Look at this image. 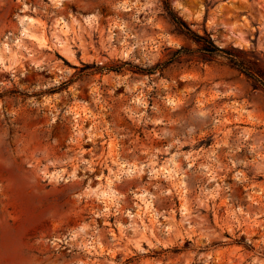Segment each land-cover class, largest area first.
<instances>
[{
    "label": "rangeland",
    "instance_id": "374dc122",
    "mask_svg": "<svg viewBox=\"0 0 264 264\" xmlns=\"http://www.w3.org/2000/svg\"><path fill=\"white\" fill-rule=\"evenodd\" d=\"M168 3L264 59V0ZM181 47L162 0H0V264H264V93L139 71Z\"/></svg>",
    "mask_w": 264,
    "mask_h": 264
},
{
    "label": "trees",
    "instance_id": "16d2710c",
    "mask_svg": "<svg viewBox=\"0 0 264 264\" xmlns=\"http://www.w3.org/2000/svg\"><path fill=\"white\" fill-rule=\"evenodd\" d=\"M165 13L169 20L176 26L179 32L196 48L190 49L188 47H181L180 49L171 53L168 59L156 65L154 68L147 70H139L151 74L156 70L162 72L170 65L179 62L182 56L192 57L196 54L206 62H219L231 69L236 70L251 82L254 89H258L264 93V59L255 52L244 51L237 47L221 48L214 44L208 35H199L192 31L188 24L185 23L179 16H177L171 7L168 0H162Z\"/></svg>",
    "mask_w": 264,
    "mask_h": 264
},
{
    "label": "bare ground",
    "instance_id": "6f19581e",
    "mask_svg": "<svg viewBox=\"0 0 264 264\" xmlns=\"http://www.w3.org/2000/svg\"><path fill=\"white\" fill-rule=\"evenodd\" d=\"M33 38L37 41L39 45H42L44 43L41 39H38L36 37H33ZM166 172L169 173V171H166ZM98 195L102 197V196H108L109 194H107L105 191H101L100 194Z\"/></svg>",
    "mask_w": 264,
    "mask_h": 264
}]
</instances>
